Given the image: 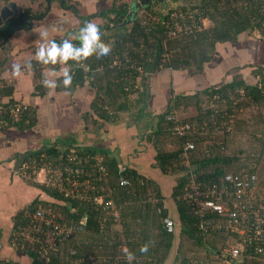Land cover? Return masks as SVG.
Masks as SVG:
<instances>
[{"label":"trees","instance_id":"1","mask_svg":"<svg viewBox=\"0 0 264 264\" xmlns=\"http://www.w3.org/2000/svg\"><path fill=\"white\" fill-rule=\"evenodd\" d=\"M10 1L12 0H0V3ZM188 2L181 7L184 8L190 2L195 4L205 11L214 24L201 31L177 39H169L167 45L173 50V54L164 64L166 67L188 70L192 74L202 73L205 64L214 57L219 43H238L252 33L264 39V1L262 0H189ZM129 9L130 4L120 0H113L110 6L101 8L99 15L107 18V23L98 26L102 37L107 39L114 36L117 41L123 35L124 40L131 41L136 31L146 40L151 35L154 38L152 45L157 53L147 68L156 71L160 68V59L165 46L161 36V26L153 22L152 31L148 33L140 25L138 17L130 25L122 26L129 15ZM148 9L150 6L146 7V10ZM27 12H32V9L28 7L25 11L13 14L0 24V43L9 40L16 29L25 26L24 15ZM43 12L44 10L39 15ZM86 20L89 21L90 18ZM74 41L76 42L73 43L74 46L79 47L80 41ZM116 44L118 45L119 42L117 41ZM90 60L93 61L95 68L96 55L86 59V61ZM67 63L73 66L76 61L69 60ZM254 71L252 81H246L244 77L237 75L232 81L225 82L219 87L178 93L173 96L169 100L167 110L158 116L156 126H149L151 130L146 134V139L150 146L145 147L152 151L153 162L143 168H139L133 162L125 161L114 150L105 146L56 144L29 157L31 161L34 159L28 169L32 173L48 163H51L55 169L74 166L68 158L69 154L77 155L82 161L85 160L88 167L96 165L97 162L94 158L88 159V154L101 156V163L106 167L108 174L101 181L97 180L96 184L107 188V193L116 201L121 214L119 220H115L113 215H107V221H104L102 209L97 210L87 202L65 197L57 189L38 183L36 186L40 187L42 192L16 215L8 236V243L15 247L21 256L25 255L26 263L19 262L70 264L73 257L87 258L89 255H98L101 252H107V255L116 254L119 247L125 244L131 253L156 258L158 264H192L195 259H209L214 251L217 252L227 244L243 242L247 236L241 235L237 230L226 228V217L219 213L211 216L206 214V217L212 219V226H209L207 231H203L200 226L201 216L195 214L192 205L183 195L191 174H194L195 180L201 182L203 186L208 182L222 181L227 173L241 174L243 168L259 178V165L262 164L264 155V65H257ZM70 74L73 77L72 84L70 88L65 89H74L88 82L104 92L105 98L97 97L95 108L93 107L97 114L95 120L117 122L121 119V115H114L110 112V107L123 113L131 104L139 105V110L135 111L137 112L135 120L145 113L150 96L146 84L149 76L132 71L130 80L143 85L142 90L134 89L137 95L135 98L128 96L131 92H127L125 86L129 80L123 78V72L119 69L106 67L86 75L81 68H75L74 72L70 70ZM87 76H91L92 79L86 80ZM59 85L64 87L62 81ZM121 94H123L122 98H120ZM215 94L218 96L214 97ZM211 101L214 103L212 108ZM188 106L195 108V114L189 117H182L179 114L183 122L190 121L196 126H201L207 121L209 131L201 130L184 137L171 134L169 132L171 122L166 119L167 114L171 110L178 111ZM36 122L35 111L30 106L18 117L9 112L0 116V124L3 126L16 125L19 128H30ZM220 124L224 126L221 133L215 129ZM188 140L194 141L195 147L190 151L189 162H186L182 156V144ZM172 141L178 147L171 146ZM42 154L45 157H42ZM169 176L173 185L171 196L167 199L160 183ZM121 177L127 178L129 183L121 184ZM40 205L50 206L55 212L60 213L63 218L61 221L78 223L83 216L87 218L84 231L67 244L64 254L62 255L61 252L53 254L49 261L40 259L29 245L21 248L13 241V233L29 224L30 219L27 214L35 212ZM166 216L174 220V232L166 230L162 221ZM1 237L0 231V248L3 245ZM176 240L179 242L175 246ZM248 241L246 238L245 243ZM145 245L147 251L142 252L141 248ZM247 247L242 258L239 259L241 263L264 264V234L261 239H254L253 244ZM195 248L197 250L201 248L203 253L198 252L197 255L191 256L190 251ZM72 249L76 250L75 254H71ZM4 256L0 254V264L15 260Z\"/></svg>","mask_w":264,"mask_h":264},{"label":"crops","instance_id":"2","mask_svg":"<svg viewBox=\"0 0 264 264\" xmlns=\"http://www.w3.org/2000/svg\"><path fill=\"white\" fill-rule=\"evenodd\" d=\"M15 1L19 12L28 7L32 9V12L24 15L25 21L31 20L32 26H28L26 21L25 26L16 29L9 40L0 43V102L24 100L35 111L37 122L30 128L0 124V231L3 242L0 254L26 263L25 255L21 256L8 243V236L16 215L42 192L36 186L40 182L33 180L42 168L29 172V165L34 162L29 157L56 144L105 146L139 168L148 166L153 162V155L145 147L150 146L146 134L151 130L150 125L156 126L158 115L167 110L169 100L178 93L219 87L237 75L252 81L254 68L259 64L264 65V39L250 35L238 43H219L214 57L205 64L202 73L192 74L188 70L168 68L150 75L146 80L150 92L148 105L145 113L136 120L138 104H131L123 113L110 107L114 115H121L117 122L95 120L96 98H105L104 92L88 82L74 89H65L59 83L62 81L63 85L64 71L69 70V63L43 64L37 60L36 52L40 44L45 43L39 34L42 31L49 33V42L54 40L60 43L66 38L73 42L77 40L74 38L76 30L79 31L86 22L98 26L107 23V18L99 15V12L104 8L103 3L107 7L113 0ZM120 1L131 4L134 0ZM71 5H75L76 9ZM42 10L43 14L39 15ZM29 14L35 17L29 18ZM88 17L89 21L86 20ZM29 63L31 68L27 67ZM14 64L21 66L19 75L13 71ZM45 77L55 80L58 86L46 88L42 83ZM125 90L131 92L128 96L137 97L138 89L134 91L130 87V91ZM20 156L25 157L22 163H19ZM42 157L45 155L42 154ZM28 176L32 178L28 179Z\"/></svg>","mask_w":264,"mask_h":264},{"label":"built area","instance_id":"3","mask_svg":"<svg viewBox=\"0 0 264 264\" xmlns=\"http://www.w3.org/2000/svg\"><path fill=\"white\" fill-rule=\"evenodd\" d=\"M142 13L137 17L146 32L152 31L153 22L161 26V36L165 46L161 55L159 69L152 71L147 68V65L153 62L157 53L152 45L154 38L149 35L146 40L140 32L136 31L133 33L131 41L124 40L123 35L120 36L117 40L119 42L118 45L114 36L107 39L102 37L104 42L112 43L111 52L106 56H96L97 64L95 68H93L92 60H84L82 63L76 62L73 66H70L69 71L72 70L74 72L75 68H81L87 75L92 71L102 70L106 67L116 68L123 72V78L129 80V83L125 86L127 90H130V87L142 90L143 85L141 83L130 80L132 71L150 76L163 69H172L164 66L173 54V50L167 45L169 39H177L208 27L206 20L209 17L205 14V11L191 2L184 8L181 6L178 8H163L158 13L144 9ZM88 79L91 80L92 77L87 76L86 80ZM217 96L218 94L215 95V97ZM210 103L212 108L214 103L212 101ZM28 108L29 104L24 100H17L7 104L0 102V116L5 112H9L18 117L21 113L27 111ZM166 119L171 122L169 132L179 137L201 130L209 131L210 129L207 121L203 122L201 126H196L190 121L183 122L176 109L171 110L167 114ZM215 129L221 133L224 126L220 124ZM194 147L195 143L192 140L182 144V156L186 162H189L190 151ZM68 156L74 166L68 165L64 168L55 169L49 163L44 169H41L44 173L40 170V174L34 175L33 180L57 189L65 197L87 202L95 206L97 210L102 209L104 211V221H107V215H113L115 220H119L121 212L118 204L107 193L105 186L96 184L97 180L101 181L108 174L106 167L101 163L102 157L97 154L95 156L88 154V159L94 158L97 161L96 165L88 167L85 164V160L82 161L77 155L69 154ZM41 173L43 174L41 175ZM27 178L31 179L32 177L28 176ZM128 183L129 180L127 178L121 177V184L125 185ZM257 188L258 178L256 174H251L244 168L241 174L227 173L222 181L208 182L205 186L195 180V175L191 174L183 197L190 202L195 214L201 216L200 226L203 231H207L209 226H212V219L206 217V214L211 216L219 213L226 217V228H231L232 231L237 230L241 235L247 236L243 242L238 241L227 244L217 252L214 251L213 256L209 259H195L192 264H242L239 259L244 255L243 253L247 250V246L253 244L254 239H261L264 234V198L259 195ZM27 215L30 219L29 224L13 233V241L20 245L21 248L29 245L32 248L31 250L35 251L38 257L44 261H49L51 256L58 252L63 255L67 244L78 237L87 224L86 216H83L78 223L61 221L63 219L62 215L55 212L52 207L45 205H40L35 212ZM162 221L168 232H174L175 222L171 217L166 216ZM217 225L221 226L220 224ZM246 238L249 240L247 243H245ZM125 250L130 252L128 246L123 244L119 247L116 254L107 255V252H101L98 255H89L87 258L73 257L70 260V264H158L156 258L138 256L133 253L134 259L129 262ZM75 253L76 250L72 249L71 254ZM3 264L23 263L11 260L4 261Z\"/></svg>","mask_w":264,"mask_h":264},{"label":"clouds","instance_id":"4","mask_svg":"<svg viewBox=\"0 0 264 264\" xmlns=\"http://www.w3.org/2000/svg\"><path fill=\"white\" fill-rule=\"evenodd\" d=\"M146 9V8H145ZM139 14V13H138ZM138 16V15H137ZM40 37L45 40V43L40 44L36 58L43 64H66L69 60L82 63L92 55L102 57L108 55L112 50L111 42H104L102 40V32L98 25L92 22H86L85 25L79 29V33L74 36L75 39L80 41V46H74L72 39H64L61 43L56 41L49 42L47 37L49 33L45 30L39 33ZM31 68V64L27 65ZM13 71L19 75L21 73V66L19 64L13 65ZM72 75L68 69L64 71L63 85L65 88H70L72 84ZM43 85L46 88L54 89L58 85L55 80H50L45 77L42 80ZM142 252L147 251V245L141 248ZM127 259L131 262L134 259V255L131 252L125 250Z\"/></svg>","mask_w":264,"mask_h":264},{"label":"rangeland","instance_id":"5","mask_svg":"<svg viewBox=\"0 0 264 264\" xmlns=\"http://www.w3.org/2000/svg\"><path fill=\"white\" fill-rule=\"evenodd\" d=\"M188 1L189 0H177V1H175V0H162V1H159V2H154L152 5H150V9H148V10L152 11L153 13H156V12L158 13L163 8H166V9L170 8V7L178 8L181 5L186 4V2L189 3ZM19 2H22V0H19ZM102 7H106L105 3H103ZM107 7H108V4H107ZM144 9L145 8H143V11L140 10L138 15L143 14L142 12H144ZM206 24H208V27H209L212 24H214V21L211 18H209L208 20H206ZM250 35L254 36L255 38H258L257 37L258 35L257 34L255 35V33H252ZM250 35H247V36L249 37ZM178 111H179L178 113L182 117H189V116H192L193 114H195V108L193 106L183 107L180 110L178 109ZM171 146L178 147L177 145H175L174 141L171 142ZM150 153H151V155H153L151 150H150ZM259 166L260 167H259V178H258V188H257V190L259 192V195L264 198V155H263L262 164L259 165ZM37 174L39 175L40 172L37 173ZM164 180H167V182L162 181V184L160 186H161V188H163V192L166 194L165 196L167 197V199H169L170 196H171L170 193H171V188H172V185H173V182L171 181L172 178L169 176V177H167V179L165 178ZM178 242H179L178 240L175 241V246H176V244ZM198 252L199 253H203V250H201V248H199V250H197V248L192 249L190 251V255L191 256L197 255Z\"/></svg>","mask_w":264,"mask_h":264},{"label":"water","instance_id":"6","mask_svg":"<svg viewBox=\"0 0 264 264\" xmlns=\"http://www.w3.org/2000/svg\"><path fill=\"white\" fill-rule=\"evenodd\" d=\"M162 1V0H160ZM152 0H134L131 4H130V9H129V15L126 18V20L123 22L122 26L128 25L129 23H131L133 20H135L137 18V15L139 13V11L142 8H146L149 7L151 4ZM49 8V6H48ZM19 12L18 7H17V2L15 0H12L8 3H4L1 4L0 3V24L8 19L10 16H12L13 14H17ZM35 17L32 14H29V18H33ZM28 26H32V22L31 20H26ZM79 31L76 30V34H78ZM23 156H20V160L19 163H22L24 161Z\"/></svg>","mask_w":264,"mask_h":264},{"label":"flooded vegetation","instance_id":"7","mask_svg":"<svg viewBox=\"0 0 264 264\" xmlns=\"http://www.w3.org/2000/svg\"><path fill=\"white\" fill-rule=\"evenodd\" d=\"M160 0H152V2H151V4L150 5H152L154 2H159ZM64 7H68L67 5H65ZM71 7H73L74 8V10L76 9V6L75 5H71ZM141 10H143V8L141 9ZM20 12H21V10H20ZM19 13V12H18ZM26 14V13H25ZM159 116V115H158Z\"/></svg>","mask_w":264,"mask_h":264}]
</instances>
